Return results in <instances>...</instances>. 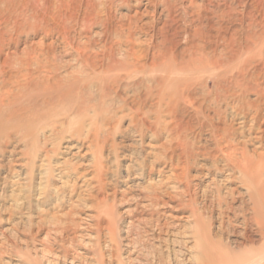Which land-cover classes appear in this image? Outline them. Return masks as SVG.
<instances>
[{"label": "rangeland", "instance_id": "1", "mask_svg": "<svg viewBox=\"0 0 264 264\" xmlns=\"http://www.w3.org/2000/svg\"><path fill=\"white\" fill-rule=\"evenodd\" d=\"M1 34L0 71L42 50L33 75L68 98L31 87L30 135L0 138V264H258L264 238L237 215L264 204V179L222 158L264 168V0H0ZM162 51L218 59L219 82L168 106L148 88Z\"/></svg>", "mask_w": 264, "mask_h": 264}, {"label": "bare ground", "instance_id": "2", "mask_svg": "<svg viewBox=\"0 0 264 264\" xmlns=\"http://www.w3.org/2000/svg\"><path fill=\"white\" fill-rule=\"evenodd\" d=\"M169 3L170 2L168 1L165 3L166 9L168 10L170 9ZM3 35H0V52L3 51L5 45V36ZM111 50L112 48L110 46H105L104 53L107 52V60L111 57ZM156 51H159V49H156ZM77 52L79 56L78 59L82 60L84 54H82V51L78 49ZM32 54L33 56L31 57ZM42 55V50L39 51L37 49H32L29 51H25L24 56L29 57V61H21L17 68H11L10 70L0 71V78H2L0 79V81L2 82L1 88H5V86L10 83H14L16 85L14 91L5 90L2 94H0V138L8 137V129H16L20 132H23L22 138L25 140L30 135V131L33 129L34 126V121L32 119H28L27 116H23V113H27V110L24 106H20L19 104H21L20 102L23 99L31 103L34 101V97L31 94V90H29L31 87H43V89H45V91L47 90V92L49 93H56V99L59 100H66V98H68L67 93L65 95L64 90H62L63 88L60 86L62 84H56L59 79L56 74H53L48 77L42 76V79H40L41 75H33V73L38 74L39 72L46 70L42 69L47 67L46 62L43 63L39 59ZM83 61L85 62L86 67L94 69L95 65L88 58H84ZM148 69L154 73V76L148 77V82H150V85L148 87L149 93L152 95H158L161 98L166 99L169 102L167 103L168 106L170 103L173 104V106H177L179 104L180 99H182L184 96L189 97L188 93L192 89H194L198 84L202 85V87L206 89L210 86H215L217 82H219L218 79L220 78V61L218 59L213 60L204 57L203 54H201L197 58L188 61L172 62L171 56L168 53L162 51L159 52L158 56L152 58L151 64L150 66H148ZM7 71H10V73ZM208 72L211 75L209 74L210 76L208 77V79H202V81V75H205V73ZM5 76H7V78H5ZM102 79L104 80V82L105 80H107V86L109 82L117 83L119 81V77L117 75L109 76L107 74V78L105 79L102 76ZM139 84H142V80L139 81ZM117 86L119 87L121 85L117 84ZM28 110V113H32V117L35 120L45 114V111L43 109L35 110L34 112L30 111L31 109ZM237 158L238 157H236L234 154H231L230 152L223 155V167L228 170L229 178H232V175L235 172H240V175L241 173L244 174V178H249L248 183L250 184L254 183L255 181H263L264 168L261 165L260 159L258 161H253L246 151L241 152L240 160ZM219 169L222 170L221 167ZM251 192H253V190ZM260 192H256V195H251L254 197L253 201L255 200V197H257V195L261 196L262 193ZM214 199L215 203L218 206H220V204L222 203L224 204L225 202V200H223V197L220 196L219 192H217ZM238 209L239 213L237 217H241L240 224L242 226V230L244 231L241 233L246 234L245 232H248L249 227L251 228V226L256 225L257 232L261 234L264 238V204L261 206L258 204H253L252 208H249L251 212L243 207H240ZM249 214H251V216H249ZM219 227L221 229H225L222 223H219ZM225 230H229V228ZM238 234L240 235V233ZM223 251V249H219L218 255H225V252ZM206 255L212 259L215 257V254L211 251L210 253H205L204 256ZM254 257L256 258L258 264L262 261V263L264 264V241L262 242L261 250L255 252ZM251 262L255 261L251 260L247 263L252 264Z\"/></svg>", "mask_w": 264, "mask_h": 264}]
</instances>
